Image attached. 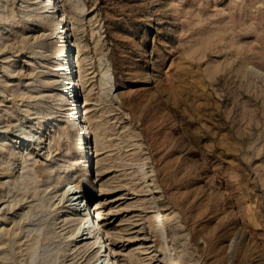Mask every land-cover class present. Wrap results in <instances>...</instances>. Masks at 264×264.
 Returning a JSON list of instances; mask_svg holds the SVG:
<instances>
[{"label":"rangeland","instance_id":"374dc122","mask_svg":"<svg viewBox=\"0 0 264 264\" xmlns=\"http://www.w3.org/2000/svg\"><path fill=\"white\" fill-rule=\"evenodd\" d=\"M46 4L0 0V264H88L69 176L120 264H264V0H59L90 174Z\"/></svg>","mask_w":264,"mask_h":264},{"label":"bare ground","instance_id":"6f19581e","mask_svg":"<svg viewBox=\"0 0 264 264\" xmlns=\"http://www.w3.org/2000/svg\"><path fill=\"white\" fill-rule=\"evenodd\" d=\"M47 1L50 2L49 4L50 7L46 4L45 7L47 9L45 10V12H48L49 10V12H51L52 14V19H50V21L48 20L47 22H42V23H46L49 26H53V25L57 26L55 29L54 38H58V40L55 43H53L52 48L55 50L56 53L61 54L62 57L60 60L61 61L60 65H62V67L65 69L66 72V78H64V80L61 81L59 80L60 82L56 89V95L57 98L61 101L67 100L69 113L71 114V118L74 119V122L70 123L69 126L71 125L70 126L71 131L74 132L73 140L75 141L73 144L78 146L82 157L81 160L79 161V165L82 164L79 170H81V172L83 173L86 172L87 174H90L92 173V170L94 168V163L95 162L97 163V160L94 150L95 147L94 142L92 143V141L94 140H90L91 141V144L89 143L90 147L84 146V148L82 149L83 136L85 135V138L87 139L88 137L85 134L86 130H84V116L86 114V104H85V100L81 98L80 80L75 75L78 71V56L76 54L74 44L69 41V39L71 38L70 34L68 33L69 27L66 28L67 22L64 21L65 17L62 11L60 10L61 9L60 6L58 5L59 0H47ZM43 16L44 15H40V19L42 21H45V18ZM59 28H61L62 31L63 30L64 31L58 32ZM56 64L57 63H55V65ZM11 150L14 153V150L13 149ZM83 180L87 181L85 179ZM65 181L67 182L65 184V188L66 187L67 188L66 189L63 188L59 193V195L58 194L57 195L59 202L64 201V203H67L65 209H63V212L71 218L76 216L75 219L77 220V222L70 234L71 239H73L74 241V246L83 248L84 250L89 252L88 264H103L104 263L103 260H100L99 257H97L96 255L97 250H99L100 246L102 245L95 238L93 234L92 236H90L87 233V229H88V222L91 221L93 218L94 220L97 219L98 226H102L101 229L107 232L105 227L106 222L104 223L103 220L104 218L102 217L101 214L102 211L101 206L104 205L105 203L100 200L94 203L93 199L91 198L90 192L85 188L87 182L84 183V181L79 180L83 182L82 189H79L78 191L74 192L75 189L73 187H76V184H73V182H75L74 177L69 176L68 178L65 179ZM154 198L155 197H152V199ZM153 219L157 224L158 223L164 224L163 221L164 215L163 213L158 212L157 210L153 215ZM98 234H100V232H98ZM92 238L94 240H91ZM100 240L101 241L103 240L102 236ZM113 253L115 254L114 250ZM99 260L100 262L97 263ZM172 262L173 264H176L174 259H172Z\"/></svg>","mask_w":264,"mask_h":264},{"label":"built area","instance_id":"2783aa9c","mask_svg":"<svg viewBox=\"0 0 264 264\" xmlns=\"http://www.w3.org/2000/svg\"><path fill=\"white\" fill-rule=\"evenodd\" d=\"M76 192V191H74ZM102 226H98L97 219L94 220L92 218L91 221L88 222V229L87 233L92 236V234L95 236V238L101 243L102 246H100V249L97 250L96 255L99 257L100 260H103V264H120L119 259L117 256L113 253V248L111 246V240L103 229H101ZM100 232V234H98ZM101 236L103 240L101 241ZM91 240H94L93 238ZM100 260L97 262L99 263Z\"/></svg>","mask_w":264,"mask_h":264}]
</instances>
